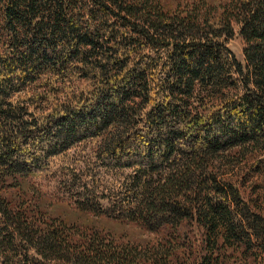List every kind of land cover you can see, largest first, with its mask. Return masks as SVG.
I'll return each mask as SVG.
<instances>
[{"label":"trees","instance_id":"obj_1","mask_svg":"<svg viewBox=\"0 0 264 264\" xmlns=\"http://www.w3.org/2000/svg\"><path fill=\"white\" fill-rule=\"evenodd\" d=\"M0 264H264V0H0Z\"/></svg>","mask_w":264,"mask_h":264},{"label":"rangeland","instance_id":"obj_2","mask_svg":"<svg viewBox=\"0 0 264 264\" xmlns=\"http://www.w3.org/2000/svg\"><path fill=\"white\" fill-rule=\"evenodd\" d=\"M171 1V0H168ZM244 41L241 36L235 35L230 42V48L234 52L236 58L240 62H244L243 48ZM92 144L82 145L78 149L69 152L60 158L51 172L42 175L35 179L37 188L44 192L45 197L42 198L48 210L54 214L65 215L70 218H77L79 220H85L91 218L90 214H86L83 211H79L74 207V200L78 198L77 187L67 180L72 177L77 178L84 176L83 173L88 171V164L92 158L91 152ZM119 179V175L106 176V180L101 183V190L104 186H112L113 181ZM105 184V185H104ZM104 185V186H103ZM106 203V201H104ZM94 219V218H93ZM98 224H105V220L101 218L95 219ZM97 224V225H98ZM111 228H114L116 232L123 233L131 237L148 236L147 233H143L137 226L132 224H116L108 221Z\"/></svg>","mask_w":264,"mask_h":264}]
</instances>
